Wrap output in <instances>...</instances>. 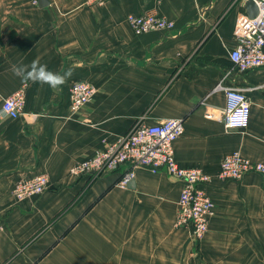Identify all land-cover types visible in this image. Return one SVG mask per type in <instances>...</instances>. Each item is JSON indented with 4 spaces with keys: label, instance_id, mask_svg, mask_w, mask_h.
<instances>
[{
    "label": "crops",
    "instance_id": "1",
    "mask_svg": "<svg viewBox=\"0 0 264 264\" xmlns=\"http://www.w3.org/2000/svg\"><path fill=\"white\" fill-rule=\"evenodd\" d=\"M244 1L0 0V109L27 85L25 113L0 114V264H264V173L218 177L234 151L264 163V67L241 73L230 59ZM146 12L174 28L136 34L128 15ZM37 58L72 76L53 90L13 74ZM75 80L97 88L78 111ZM219 82L250 98L246 127L226 126ZM168 118L184 119L179 164L212 175L202 240L176 225L183 181L165 169L137 167L127 186L128 163L93 177L70 172L137 123ZM35 173L49 175L46 191L17 198V181Z\"/></svg>",
    "mask_w": 264,
    "mask_h": 264
},
{
    "label": "built area",
    "instance_id": "2",
    "mask_svg": "<svg viewBox=\"0 0 264 264\" xmlns=\"http://www.w3.org/2000/svg\"><path fill=\"white\" fill-rule=\"evenodd\" d=\"M90 5H103L108 0H86ZM259 11L254 17L241 14L236 21L234 35L236 46L230 51V59L236 69L245 73L251 69L264 67V0H255ZM129 23L136 34L154 30L173 29L175 23L155 12L129 14ZM229 75V73H228ZM227 76V75H226ZM27 85L6 97L0 114L18 118L25 113ZM214 90H223L226 94V106L223 110L224 122L228 128L246 127L250 121L251 100L239 87L226 86L219 82ZM97 88L86 80H75L70 84L69 95L71 110L78 111L96 95ZM184 119L168 118L154 124L139 122L117 141L103 150L77 162L70 172L76 176L93 177L103 171L118 170L124 164H130L120 185L127 186L137 167H147L153 172L165 169L183 181L179 199L176 225L191 229L198 240H202L209 229L213 214V201L205 185L212 175L198 167H183L175 154V141L184 133ZM251 171L264 173V163L234 151L223 159L218 173L220 179H240ZM50 184L47 173H35L17 181L13 191L19 199L33 197L46 191ZM0 220V228H2Z\"/></svg>",
    "mask_w": 264,
    "mask_h": 264
},
{
    "label": "clouds",
    "instance_id": "3",
    "mask_svg": "<svg viewBox=\"0 0 264 264\" xmlns=\"http://www.w3.org/2000/svg\"><path fill=\"white\" fill-rule=\"evenodd\" d=\"M11 70L22 82L48 85L53 90H59L72 76L71 68L63 72H53L47 65L41 64L39 58L33 60L30 65H13Z\"/></svg>",
    "mask_w": 264,
    "mask_h": 264
},
{
    "label": "water",
    "instance_id": "4",
    "mask_svg": "<svg viewBox=\"0 0 264 264\" xmlns=\"http://www.w3.org/2000/svg\"><path fill=\"white\" fill-rule=\"evenodd\" d=\"M42 6L49 4V0H39ZM244 8L249 17H254L258 14L259 8L255 0H245Z\"/></svg>",
    "mask_w": 264,
    "mask_h": 264
}]
</instances>
